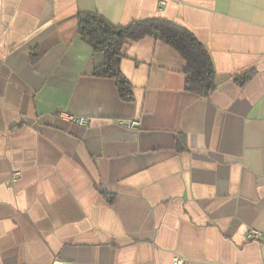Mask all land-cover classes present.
Returning a JSON list of instances; mask_svg holds the SVG:
<instances>
[{
  "label": "crops",
  "instance_id": "0c3cea01",
  "mask_svg": "<svg viewBox=\"0 0 264 264\" xmlns=\"http://www.w3.org/2000/svg\"><path fill=\"white\" fill-rule=\"evenodd\" d=\"M83 12L186 27L215 91H187L186 61L151 34L124 49V98L96 74L106 55L80 35ZM252 229L264 233V0H0V264H264Z\"/></svg>",
  "mask_w": 264,
  "mask_h": 264
},
{
  "label": "trees",
  "instance_id": "16d2710c",
  "mask_svg": "<svg viewBox=\"0 0 264 264\" xmlns=\"http://www.w3.org/2000/svg\"><path fill=\"white\" fill-rule=\"evenodd\" d=\"M77 23L82 38L94 50L106 55L105 62L96 70V74L115 78L126 99H132V93L131 85L120 69L124 49L132 41L151 34L174 47L186 61L187 91L209 96L217 87L216 71L209 51L191 31L178 23L163 18H146L117 26L98 12L80 13ZM252 75L253 71H250L237 80L243 85Z\"/></svg>",
  "mask_w": 264,
  "mask_h": 264
},
{
  "label": "built area",
  "instance_id": "2783aa9c",
  "mask_svg": "<svg viewBox=\"0 0 264 264\" xmlns=\"http://www.w3.org/2000/svg\"><path fill=\"white\" fill-rule=\"evenodd\" d=\"M74 120L79 122L80 124H87L88 120L85 117H73ZM122 125L127 126V127H135L137 125L136 121H120ZM15 177L19 176V173H16L14 175ZM248 239H264V233L261 231L252 229L248 232L247 235ZM55 264H62V263H55ZM173 264H186V259L180 256H177L174 258Z\"/></svg>",
  "mask_w": 264,
  "mask_h": 264
}]
</instances>
